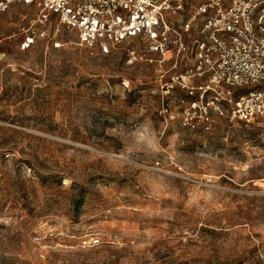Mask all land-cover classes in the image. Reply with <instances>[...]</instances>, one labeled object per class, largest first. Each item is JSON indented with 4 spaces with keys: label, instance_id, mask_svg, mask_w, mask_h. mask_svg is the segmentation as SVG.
Masks as SVG:
<instances>
[{
    "label": "rangeland",
    "instance_id": "obj_1",
    "mask_svg": "<svg viewBox=\"0 0 264 264\" xmlns=\"http://www.w3.org/2000/svg\"><path fill=\"white\" fill-rule=\"evenodd\" d=\"M32 16L0 21V264H264V120L171 88L139 39L20 52Z\"/></svg>",
    "mask_w": 264,
    "mask_h": 264
},
{
    "label": "built area",
    "instance_id": "obj_2",
    "mask_svg": "<svg viewBox=\"0 0 264 264\" xmlns=\"http://www.w3.org/2000/svg\"><path fill=\"white\" fill-rule=\"evenodd\" d=\"M187 1L191 17L180 28L174 18ZM16 5L33 9L20 52L46 40L50 30L73 32L100 56L139 39L161 63H183L171 88L208 107H228L237 121L264 120V0H0V21ZM84 243L95 247L100 240Z\"/></svg>",
    "mask_w": 264,
    "mask_h": 264
}]
</instances>
